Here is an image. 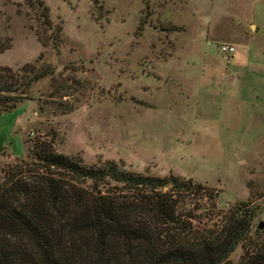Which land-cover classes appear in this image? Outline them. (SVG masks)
Wrapping results in <instances>:
<instances>
[{"label": "rangeland", "instance_id": "obj_1", "mask_svg": "<svg viewBox=\"0 0 264 264\" xmlns=\"http://www.w3.org/2000/svg\"><path fill=\"white\" fill-rule=\"evenodd\" d=\"M0 36L2 66L55 73L0 113V181L52 139L87 165L192 179L223 211L249 202L264 232V0H0Z\"/></svg>", "mask_w": 264, "mask_h": 264}, {"label": "trees", "instance_id": "obj_2", "mask_svg": "<svg viewBox=\"0 0 264 264\" xmlns=\"http://www.w3.org/2000/svg\"><path fill=\"white\" fill-rule=\"evenodd\" d=\"M39 5L52 26L49 8ZM56 28L60 39L63 25ZM8 42L0 36V53ZM24 71L0 64V113L16 108L21 87L55 74L50 66ZM256 218L249 202L220 210L214 190L192 179L110 161L87 165L59 153L52 139H36L28 159L0 181V264H230L239 248V264H264Z\"/></svg>", "mask_w": 264, "mask_h": 264}, {"label": "built area", "instance_id": "obj_3", "mask_svg": "<svg viewBox=\"0 0 264 264\" xmlns=\"http://www.w3.org/2000/svg\"><path fill=\"white\" fill-rule=\"evenodd\" d=\"M221 53L225 55L228 59L233 57V54L236 52V48L234 44L231 43H223L220 47ZM230 62V60H228Z\"/></svg>", "mask_w": 264, "mask_h": 264}, {"label": "crops", "instance_id": "obj_4", "mask_svg": "<svg viewBox=\"0 0 264 264\" xmlns=\"http://www.w3.org/2000/svg\"><path fill=\"white\" fill-rule=\"evenodd\" d=\"M253 27H255V30L253 29ZM259 28H260V26H251V31H252V33H253V32H258ZM250 34H251V33H250ZM231 44H232V43H231ZM234 45H236V44H234Z\"/></svg>", "mask_w": 264, "mask_h": 264}, {"label": "water", "instance_id": "obj_5", "mask_svg": "<svg viewBox=\"0 0 264 264\" xmlns=\"http://www.w3.org/2000/svg\"><path fill=\"white\" fill-rule=\"evenodd\" d=\"M263 226H264V224H261V226H260V227H261V229H263Z\"/></svg>", "mask_w": 264, "mask_h": 264}]
</instances>
